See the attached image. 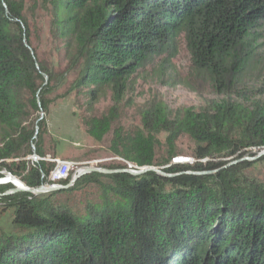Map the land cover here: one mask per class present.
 <instances>
[{"label":"trees","instance_id":"16d2710c","mask_svg":"<svg viewBox=\"0 0 264 264\" xmlns=\"http://www.w3.org/2000/svg\"><path fill=\"white\" fill-rule=\"evenodd\" d=\"M38 10L49 15L63 44L67 66L60 75L47 68L32 43L27 2L0 0V168L27 187L46 183L55 163L26 159L45 157L41 136L34 143L35 131L21 127L26 97L46 112L53 83L63 85L72 73L69 90L85 98L91 112L103 89L119 100L155 58L173 57L180 39L192 69L208 77L216 98L199 111L173 115L163 104L150 106L141 129L113 130L110 152L136 167L124 169H143L168 165L183 136L193 143L196 160L264 150V92L243 82L261 46L264 0H36L32 11ZM112 119L113 113L87 115L82 123L99 142ZM38 127L45 128L42 122ZM162 133L168 149L163 154L157 140ZM15 159L19 163L7 164ZM251 166L244 162L195 176L185 172L220 165H171L162 169L171 178L101 175L111 186L81 215L48 208V200L96 181L95 173L48 193L44 202L27 193L0 196L14 207L13 221L22 228L17 236L0 238V264H264V181L247 176Z\"/></svg>","mask_w":264,"mask_h":264},{"label":"rangeland","instance_id":"374dc122","mask_svg":"<svg viewBox=\"0 0 264 264\" xmlns=\"http://www.w3.org/2000/svg\"><path fill=\"white\" fill-rule=\"evenodd\" d=\"M35 1L25 0L27 2L25 17L30 25L29 28H31L32 43L37 48L38 54L47 68L56 75H60L65 72L67 66L66 57L61 51L63 44H60L54 35L49 15L39 10L37 12L32 11ZM258 43L261 46L256 53L254 64L248 69L243 79L246 87L257 93L264 92V27ZM175 52L173 57L164 54L155 58L152 65L135 74L119 100L114 98L110 88L103 89L98 100L92 104L91 112L86 111V99L81 95H76L75 91L69 90L74 78L72 73L65 75L63 85L53 83L52 93L46 96L48 102L46 112L40 108L38 100L39 108L35 110L32 107L31 99L26 97L24 101L25 116L24 120L21 121V127L28 132L35 131L36 136L32 138L34 143L38 141L37 137L41 136L42 151L45 153V157L42 159L34 154L26 159L30 161V164H36L38 161L50 163L52 160L70 163V174L66 180L67 183L63 186L69 185L75 173L85 167L107 170H121L125 167L136 168L110 152L109 143L114 129L121 128L126 132L141 129L142 113L155 104H163L168 112L173 115L188 108L199 111L205 108L209 101L216 98L214 88L208 77L192 69L191 58L182 39L178 41ZM111 113H113L114 119H112L109 132L103 136L101 141H94L88 135L82 118L91 115L100 119L110 116ZM40 122L45 127L42 130L38 127ZM1 135L2 129L0 127V140ZM165 137L163 133L157 136L162 154L168 150L164 149ZM32 147L34 146H31V150L34 151L35 148ZM193 149L194 145L189 138L185 136L179 138L175 143L174 157L163 168L171 165L189 166L186 163L177 164L175 160L191 158L196 161L195 164H219L218 169L211 170L215 171L214 174H216L220 170L247 162L252 165L247 169V176L252 175L254 179L264 181V162L257 163L260 159H255L260 152L257 149H251L240 157L238 155L215 160L203 159L201 162L193 156ZM34 156L37 157L35 160ZM242 159H249V161H240ZM12 162L17 164L19 159L9 160L7 164ZM95 174L99 175L95 177L96 181L84 182L75 186L73 191L67 194L49 199L48 208L62 209L72 215H81L87 209L99 204L102 188L111 185L109 180L101 177L102 174ZM8 175L21 181L19 177L10 174L5 168H0V182L5 180ZM99 183L103 185L100 186ZM74 184L70 185L69 188H72ZM57 186L62 187L60 183ZM13 189L12 183H0V196H13L16 194L10 193ZM47 195L48 193L36 195V197H41L42 202H44L47 200ZM13 212L14 207L10 206L9 202L0 200V238L21 234L22 228L13 221Z\"/></svg>","mask_w":264,"mask_h":264},{"label":"water","instance_id":"95a60500","mask_svg":"<svg viewBox=\"0 0 264 264\" xmlns=\"http://www.w3.org/2000/svg\"><path fill=\"white\" fill-rule=\"evenodd\" d=\"M32 148H34V147H32ZM263 156H264V150H261L257 154L255 159L256 160L260 159ZM33 158L35 160L37 157L34 156ZM240 161H249V159H242ZM230 165H232V164H230ZM89 173H98V174H103V175L124 173V174H128V175H130L132 177L141 176V175H144L146 173H155L158 176H161L163 178H171V177H173L172 175L166 174L161 168H153V167H144L142 170H132V169H127L126 170V169H122V170H110V171L104 170V169H100V168L85 167L81 171H77L75 173V175L73 176L72 180L70 181V184L65 186V187H57V186L51 187V186H47L45 184H41L37 188H29L26 185H24L25 188H22V189L14 188L13 191L10 192V193H27V194H31V195L36 196V195H42V194L51 193V192L58 191V190H64V189L69 188L70 185L75 183L78 179H80L81 177H83V176H85V175H87ZM214 173H215V171H210V172L206 171V172H190V173H187V174L195 175V176H203V175H212ZM2 196H4V195H2Z\"/></svg>","mask_w":264,"mask_h":264},{"label":"built area","instance_id":"2783aa9c","mask_svg":"<svg viewBox=\"0 0 264 264\" xmlns=\"http://www.w3.org/2000/svg\"><path fill=\"white\" fill-rule=\"evenodd\" d=\"M200 160L199 162H201ZM195 160L191 158H178L175 160V163H186L189 166H193L195 164ZM198 162V161H197ZM52 163H55V166L53 170L50 172L47 182L44 183L48 186V184H51V187L57 186L58 183H61L62 181H66L68 179V176L70 174L71 165L70 163L59 161V160H52Z\"/></svg>","mask_w":264,"mask_h":264},{"label":"bare ground","instance_id":"6f19581e","mask_svg":"<svg viewBox=\"0 0 264 264\" xmlns=\"http://www.w3.org/2000/svg\"><path fill=\"white\" fill-rule=\"evenodd\" d=\"M82 169H80V170H78V171H81ZM104 170H107V169H104ZM122 170V169H121ZM127 170V169H126ZM132 170H142V169H132ZM108 171H110V170H108ZM189 172V171H188ZM89 174H91V173H89ZM118 174H124V173H118ZM187 174V173H186ZM103 175V174H102ZM111 175H113V174H111ZM128 175V174H127ZM170 175V174H169ZM172 176H174V175H172ZM138 177V176H137ZM12 183V185L14 186V188H20V189H22V188H25V186H24V184L21 182V181H19V180H17L16 178H14V177H11L10 175H8V176H6V178H5V180H3V181H1L0 183ZM67 186V185H66ZM58 187V186H57ZM63 187H65V186H63ZM68 189V188H67Z\"/></svg>","mask_w":264,"mask_h":264}]
</instances>
